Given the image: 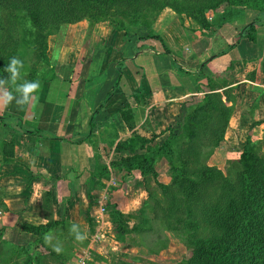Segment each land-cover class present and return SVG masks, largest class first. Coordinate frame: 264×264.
<instances>
[{
  "label": "crops",
  "instance_id": "0c3cea01",
  "mask_svg": "<svg viewBox=\"0 0 264 264\" xmlns=\"http://www.w3.org/2000/svg\"><path fill=\"white\" fill-rule=\"evenodd\" d=\"M250 12L208 30L191 25L196 29L194 41L183 51L168 54L161 42L145 39L144 28L118 31L98 24L86 42L76 36L66 38L60 47L47 42L51 72H44L34 93L38 101L18 105L20 93L0 85V97L6 91L14 96L6 107L0 101V117L7 122L0 123V243L18 247L28 240L34 248L33 237L21 225L50 220H66L82 235L90 227V238L97 232L115 234L107 204H114L123 215H137L147 197L143 180L137 171L121 180L111 172L97 179L95 173L131 155L115 146L132 134L162 143L186 105L207 92V84L231 108L215 148L224 160L236 158L247 137L262 144L264 20L255 27L254 43L242 38L223 52L238 30L249 24ZM15 120L27 125L26 132L9 127ZM162 162L166 163L160 159L154 166L156 180L168 184L169 178L158 174ZM92 243L88 241L87 247ZM4 254L0 250V259Z\"/></svg>",
  "mask_w": 264,
  "mask_h": 264
},
{
  "label": "trees",
  "instance_id": "16d2710c",
  "mask_svg": "<svg viewBox=\"0 0 264 264\" xmlns=\"http://www.w3.org/2000/svg\"><path fill=\"white\" fill-rule=\"evenodd\" d=\"M138 2L0 0V42L3 39L8 40L11 36L9 31L17 27L22 34L21 44L30 46L41 62L49 67L46 57L47 39L61 27L84 19L89 22L102 21L99 19L112 20L113 17H118L116 10L118 11L120 6ZM244 2L238 1V4ZM110 6H113L112 10ZM126 8L127 6L124 10ZM255 10L257 19L238 30L224 53L233 48L239 39L255 42V27L264 20V6H258ZM195 20L201 29L210 28V24L202 19V15H198ZM135 21L134 18L129 23L119 20L114 27L118 31L143 28L138 27ZM145 39L161 42L149 29ZM162 49L168 54L163 45ZM118 68L117 66V83L120 77ZM49 71L50 67L47 73ZM42 74L35 79L42 82L46 73ZM6 75L7 72L0 77V81H4L2 85L10 90L12 88ZM205 89L207 92L198 102L193 101L186 105L182 118L169 127L167 137L162 143L155 142L154 137L144 139L132 134L124 144L115 146V150L124 149L131 155L110 162L108 168L101 167L100 171L95 173L97 179L107 178L111 172L112 176L121 180L137 171L144 180L150 177L153 181L152 188L157 190L156 194L147 190L149 192L138 211V216L123 215L114 204H107L115 238L123 242L127 230L137 231L140 225L147 224L149 220L144 216V210L147 205H151L152 219H157L163 228L171 231L180 228L191 232L186 237L188 253L183 264H264V150L261 151L257 141L247 137L239 155L225 161V174L201 162L204 159L202 154L209 156L222 141L231 112V108L221 101V94L213 92L210 84H207ZM223 96L225 102H228L226 94L223 93ZM95 113L96 111L89 118V128ZM0 123L6 125V118L0 117ZM14 123L15 126L9 127L21 131L20 122L15 120ZM127 128L131 129V126L128 125ZM178 141L180 143H177ZM160 159H165L168 166V184L156 180L154 166ZM130 220H133V225L129 228ZM72 226L73 224L65 220H50L43 225L22 224L21 230L33 237L34 250L43 248L50 251L47 246L54 243L52 236L55 240L64 241L63 237L67 235L65 240L73 242L75 247L84 244L75 237L79 233L76 226L75 231L70 233ZM46 234L49 243L45 241ZM1 235L0 232V237ZM0 245L4 248L1 249L4 255L14 254V258L21 257L16 246H7L5 242ZM49 253L55 255L58 261H63L60 259V253ZM38 260V256L32 258L27 255L21 264H39Z\"/></svg>",
  "mask_w": 264,
  "mask_h": 264
},
{
  "label": "rangeland",
  "instance_id": "374dc122",
  "mask_svg": "<svg viewBox=\"0 0 264 264\" xmlns=\"http://www.w3.org/2000/svg\"><path fill=\"white\" fill-rule=\"evenodd\" d=\"M138 1L139 2L134 5H126V10H124V7L126 6H118L119 9L118 11L116 10V15L118 17L116 18L115 16L112 20L99 19L102 21L89 22V20L84 19L80 22L63 26L56 34L50 36L47 39V42H49V44L56 42L58 45L60 43V47L66 38H71L73 40L75 36L80 38L83 37L86 42L93 34V30H96L98 24H102L111 30V27H113L116 23L118 24L119 20L129 23L132 21V18H134L136 20L135 24H137L138 27H143L144 29L147 28L146 30L149 29L152 33L159 37L161 43L164 44L165 49L168 52L175 53L183 51V48L189 46L191 41H194L193 33L196 29L194 30L190 27L191 25H193V27H200L195 20L198 15H202L203 20L215 27L218 24L228 22L229 17L231 16L236 14L245 15V12L247 13L251 11L252 13L250 12L249 15L251 17L248 20V23H251L257 19V11L255 9L258 6H264V0ZM238 1L245 2L240 3L239 5ZM110 8L112 10L113 6H110ZM184 24L186 27L183 26ZM67 28L69 29L68 35ZM9 33L11 35L10 38L8 40L3 39L0 42L2 44V48H0V77L7 72L6 77L10 83L12 73L6 71V68L11 60L8 56H11L18 57L24 64L23 68L16 65L17 85L23 84L25 81H32L33 79L36 80L43 75V72L48 70V66L41 62L37 53L35 54L30 49V46L21 44L20 37L22 34L17 27H15V30H10ZM85 42L83 41L82 44H85ZM50 59L52 60L51 57ZM49 64L51 63L49 62ZM118 67L120 71V64ZM10 87L15 90V86L11 83ZM175 122L176 121H174L173 124H175ZM19 127L22 128L21 131H25L23 129H25L27 125L23 124L19 125ZM177 143L180 142L178 141ZM219 145L217 148H219ZM259 146L261 151L264 150V141ZM214 150L216 151V149H213L209 156L202 154L204 159L201 158V162L207 167L216 169L225 174V160L221 154L222 151L219 150L214 152ZM157 170H159V177L162 175H164L167 179L170 177V175L168 176L167 163H160ZM142 180L143 182L141 188L143 191L148 193L149 191L147 190L149 189L151 193L156 194L157 190L151 187L153 186L151 185V183H153L152 179L147 177L145 180ZM149 204H151V202ZM144 211V216H146V219L149 220L147 224L140 225L139 230L137 231L127 230L124 234L123 242L118 241L113 233L101 234L97 232L96 234L100 238L99 241H93V243L87 247L88 241H91L92 238L89 236L91 235V229L89 227V230L85 229L83 239L79 240L84 243L81 247H75L72 245L73 242L65 240L67 239V235L63 237L64 241L55 240L54 236H52L51 240L54 241V243L50 245L48 244L47 247L55 254H57V252L53 250V247H60L62 249L60 252V259H63L62 262L58 261L55 258L56 256L50 254V251H46V249L41 248L34 250V248L29 244V241L25 240L24 242H20L21 246L19 245L17 247V251H19L21 257L14 258V254H6L5 257L3 256L1 264H21L27 255H30L32 258L38 256L39 264H76L74 260H76L75 258L77 255H82L80 253L82 249H85L82 264H183L188 253V247L185 244L186 237L191 232H187L180 228L175 231L166 230L157 219H152L151 205H147ZM91 225L93 228L94 223L91 222L90 226ZM132 225L133 220H130L128 222V227L130 228ZM25 246H27V248H25ZM69 247H71L70 250L68 249ZM1 249L4 248L0 245V250ZM6 249H8V247ZM74 250L77 254H73Z\"/></svg>",
  "mask_w": 264,
  "mask_h": 264
},
{
  "label": "clouds",
  "instance_id": "9594fccd",
  "mask_svg": "<svg viewBox=\"0 0 264 264\" xmlns=\"http://www.w3.org/2000/svg\"><path fill=\"white\" fill-rule=\"evenodd\" d=\"M16 65H19L20 67H24L23 61H21L18 57H12L10 60L9 65L6 68V71L11 72L12 76L10 78V83L15 86V91L20 93L22 96V99L17 100L18 105H25L30 102H36L38 101V97L34 95V93L38 92L40 89V82L38 80L34 81H25L23 84H16V79H17V73H16ZM4 81H0V85L4 84ZM14 99V96L11 91H6L4 92L3 96L0 97V101H2L3 106H7L11 101ZM70 233L75 231V225L70 228ZM48 234L45 235V241L46 243L48 242ZM76 239L77 240H82L83 235L80 233L76 234ZM53 250L56 251L57 253H60L62 249L60 247H53Z\"/></svg>",
  "mask_w": 264,
  "mask_h": 264
},
{
  "label": "built area",
  "instance_id": "2783aa9c",
  "mask_svg": "<svg viewBox=\"0 0 264 264\" xmlns=\"http://www.w3.org/2000/svg\"><path fill=\"white\" fill-rule=\"evenodd\" d=\"M100 211L102 212V209H100ZM91 237H92L91 238V241L92 242L93 241H99V239H100L97 234H94ZM83 253H85V251L81 253L82 254L81 257H79V258L76 259V262H75L76 264H82V261H83L82 259H83V256H84Z\"/></svg>",
  "mask_w": 264,
  "mask_h": 264
}]
</instances>
